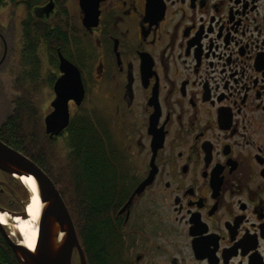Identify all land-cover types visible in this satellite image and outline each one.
Wrapping results in <instances>:
<instances>
[{"label":"flooded vegetation","instance_id":"af4514ba","mask_svg":"<svg viewBox=\"0 0 264 264\" xmlns=\"http://www.w3.org/2000/svg\"><path fill=\"white\" fill-rule=\"evenodd\" d=\"M7 9L19 50L0 18V71L18 69L15 84L30 71L25 29L43 27L44 117L63 56L85 85L70 123L85 113L113 141L106 264H264V0H19L0 16ZM9 184L0 172V206L22 212Z\"/></svg>","mask_w":264,"mask_h":264},{"label":"trees","instance_id":"16d2710c","mask_svg":"<svg viewBox=\"0 0 264 264\" xmlns=\"http://www.w3.org/2000/svg\"><path fill=\"white\" fill-rule=\"evenodd\" d=\"M17 1L0 0V9ZM30 30L25 29L22 57L25 66H32L30 71L24 69L20 74L16 88L19 97L14 101L12 113L0 125V140L31 158L54 180L69 208L73 224L77 230L78 226L82 230L92 264H106L103 232L110 225L118 189L117 174L110 163L111 150L115 149L113 141L105 129L97 126L85 113L72 119L67 128L68 137L51 138L46 133L44 115L37 102L44 86L38 48L42 47L46 34L43 27L37 28L36 33L30 34ZM66 40V35L62 34L51 38L52 42ZM5 176L9 185L27 200L28 192L21 182ZM0 264H21L1 231Z\"/></svg>","mask_w":264,"mask_h":264},{"label":"water","instance_id":"95a60500","mask_svg":"<svg viewBox=\"0 0 264 264\" xmlns=\"http://www.w3.org/2000/svg\"><path fill=\"white\" fill-rule=\"evenodd\" d=\"M61 69L65 74L53 86L56 94V98L52 102L53 110L44 118L46 133L51 138L60 135L70 124L69 101L74 100L80 106L85 96V85L82 83L77 67L62 56ZM0 171L21 182L29 191V200L32 198V192L25 186L22 178L24 176L33 177L38 188L37 194L42 203L41 213L37 220L38 238L33 250L22 244V237L15 229L17 241L11 238L12 236L7 233L5 226L0 221V229L20 263L72 264V255L77 250L80 253L82 264H86L73 218L52 178L31 158L2 140H0ZM0 212L7 213L11 217L9 223L12 226H15L12 218L28 219L27 205L20 213L9 212L1 207Z\"/></svg>","mask_w":264,"mask_h":264},{"label":"rangeland","instance_id":"374dc122","mask_svg":"<svg viewBox=\"0 0 264 264\" xmlns=\"http://www.w3.org/2000/svg\"><path fill=\"white\" fill-rule=\"evenodd\" d=\"M12 9V8H11ZM11 14H12V10L7 9L6 11L2 12L0 18L3 21H6V25L7 28H5L4 33L6 35L7 38V42L9 47H13L16 48L18 51L19 50V46H18V40H17V28L16 26H13L11 24ZM3 52V49L0 51V54ZM19 53V52H18ZM17 53V55H18ZM5 69H2L0 71V123L4 122V120L6 119L7 115L11 114L12 112V103L15 100V98H17V95L19 94L18 89L15 88V82H16V77L18 74V69L17 71H11L10 66L6 65V67L4 66ZM15 88V89H14ZM50 99V95H48L47 91H46V83L44 81V86L43 89L41 91V93L39 94V97L37 99L38 105L40 106V108L42 109L43 115L46 111V108L48 107L47 104L48 101ZM62 142H60L59 140V145H61ZM8 227V231L10 233H15L14 228L12 227V225L10 224ZM13 238L16 237L13 236Z\"/></svg>","mask_w":264,"mask_h":264},{"label":"bare ground","instance_id":"6f19581e","mask_svg":"<svg viewBox=\"0 0 264 264\" xmlns=\"http://www.w3.org/2000/svg\"><path fill=\"white\" fill-rule=\"evenodd\" d=\"M22 181L32 192V198L27 204L28 219H22L20 217H15L14 219L12 218L11 220L15 225L12 227H14V229L20 234V237H22V244L33 250L36 246L38 238L37 220L40 216L39 214L41 213L42 203L37 194L38 188L35 179L33 177L28 178L24 176ZM9 218L11 217L7 213L0 212V221L3 226L7 227L10 225Z\"/></svg>","mask_w":264,"mask_h":264}]
</instances>
